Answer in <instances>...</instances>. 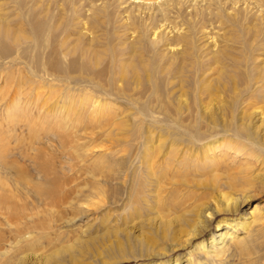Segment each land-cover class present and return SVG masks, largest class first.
<instances>
[{
    "label": "bare ground",
    "instance_id": "obj_1",
    "mask_svg": "<svg viewBox=\"0 0 264 264\" xmlns=\"http://www.w3.org/2000/svg\"><path fill=\"white\" fill-rule=\"evenodd\" d=\"M0 1L1 7L13 5L9 9L15 14L7 19L0 12V103L7 101L4 116L15 121L23 119L26 126H31L36 119L42 121L47 116L60 122L63 113L66 119L71 116V121L80 124L78 119L82 111L76 107L80 106L83 98H104V103L98 98L94 99L92 104L96 111L88 115L85 122L81 120L86 125H83L84 129H88L89 123H92L91 116L113 118L102 127L98 124L91 128L100 130L106 126L104 132L124 130L128 136L139 140L136 149H131V143H128L123 150L126 153L123 160L126 162L122 163L123 170L120 168L124 184L122 189L127 192L132 214L137 212L138 208L132 207L136 204L155 212L148 221L156 226L160 237L169 242L171 248L177 246V249L187 250L184 255L177 254L173 264H232L230 257H234V254H231V246L241 264H264V210L259 208L261 204L254 203L249 213L252 216L250 221L239 225L231 218L237 204L247 194L240 192L237 196L232 191L233 186L238 187L243 180L236 184L238 177L225 175L223 171L218 173V158H212L214 149L223 144L225 138H228L226 147L236 153L245 149L264 154V58L260 61L263 67H260L254 53L256 46L248 45L241 65L236 68H227L229 61L216 54L213 60L210 59L211 65L216 66H201L198 55L194 53H189L193 57L189 64L178 63L180 56L188 53L189 49H196L200 40L215 41L218 33L216 27L222 24L236 26L248 23L253 26L247 36L256 32L261 23L259 17L264 19V0ZM101 18L103 21H100ZM101 22L105 42L103 48L98 50L95 48L98 39L91 34L93 31H89ZM79 24L81 29L77 32L78 36L72 38V27ZM120 30L122 36L129 35L128 42L120 41L121 35L117 33ZM84 32L88 33L86 36L89 38H85ZM126 49L131 50L126 52ZM166 59L168 64L164 62ZM218 63L224 66H217ZM54 96L57 100L55 106L52 111H46L43 106ZM117 100L124 103L120 113L110 106ZM128 106H132L134 112H127L123 116ZM256 109H259L260 124L252 125L251 119ZM132 118L138 119L139 125L125 128L126 122ZM63 122L66 125L68 121ZM259 126L262 127L259 129ZM54 128L63 133L59 139L75 137L60 124L51 130ZM93 129L87 132L90 137L94 135ZM32 139L37 137L32 134ZM101 142L95 146H104ZM181 145L187 150V159L180 160V165L176 166L173 155ZM76 146V150L84 149L81 144L68 142L67 145ZM25 153L26 150L21 155L29 157V153ZM198 153L200 158L197 157ZM33 157L36 158L30 159L37 165L35 169L39 178L44 183H50L49 175L53 169L48 167L46 154L44 159L40 158L42 161H39V151ZM184 165H187V175L200 171L209 173L207 179L197 181L202 185L211 182L208 186L213 188L216 195L213 196V205L204 201L199 205L184 207L183 212L176 215L169 211L177 206L179 208L187 201V196L177 203L169 201L168 198L175 192L170 188V193L167 192L165 181L168 177L174 179L178 174L176 171L182 173ZM24 175H19V178ZM6 178L0 172V214L17 222L26 219L28 212L25 204L15 205L16 201L13 200L17 199L16 194ZM197 181L187 180V186L189 182L200 185ZM29 182L26 179L25 183ZM39 184L33 185V190L44 200L50 198L58 201L57 197H60L64 203H73L67 201V196L63 197L52 189L53 182L43 189ZM100 185L94 180L90 187L77 192L74 204L78 210L84 212L85 208L94 209L107 202H118L116 197L108 199L106 190ZM164 192L169 195L164 196ZM221 212H226L227 216L219 220L216 229L204 238L212 218ZM10 219L6 220L9 222ZM252 222L257 224L255 233L246 231L245 235L237 238L235 232ZM19 223L13 229L19 234L18 237L25 234V225L20 226ZM126 238L129 236L126 235ZM0 240L3 241L1 237ZM126 240L117 238L106 245L109 250L124 248L129 244ZM79 244L83 246V241ZM86 248L92 255L93 250L97 249L92 244ZM168 252V247L166 251L156 252L158 261L154 264H166L164 258ZM6 263L12 264L11 260Z\"/></svg>",
    "mask_w": 264,
    "mask_h": 264
},
{
    "label": "rangeland",
    "instance_id": "obj_2",
    "mask_svg": "<svg viewBox=\"0 0 264 264\" xmlns=\"http://www.w3.org/2000/svg\"><path fill=\"white\" fill-rule=\"evenodd\" d=\"M0 3H2V1H0ZM11 7H13V5L10 4L9 6H0V12L7 19L12 18L14 14V11L9 9ZM259 18L261 20L260 27L256 32L251 33L249 36H247V33L252 29V24L248 25V23H243L242 25L235 26L226 25L225 23V25L222 24L218 28L216 27L218 33L216 34L215 41H212V39L207 41L208 39L205 38L200 40L197 43L196 49H193V51L192 49H189L188 53H184L180 56L178 63L180 65L185 63L189 64L193 60L192 55L189 53H194L195 56L198 55L199 64L208 67L212 63L211 60H213V55L216 54L221 55L222 59L229 61L230 65H228L227 68H236L241 65L243 53H246L248 45H251V47L254 45L257 48L254 50V53H256V56L258 57V64H261L260 67H263L262 62L260 61L264 58V19L262 20L261 17ZM100 21H103L102 18ZM74 22H76V20ZM101 25L102 22L95 26L93 30L89 31H93L91 34L98 39V42L95 44V48L98 50L103 48V43L105 42L103 36L104 27H100ZM78 26L72 27V38L78 36L77 32L81 29L80 24ZM74 27H76L75 30ZM85 33L86 32H84V34ZM117 33L120 36L123 32L120 30L117 31ZM86 35H88V33L84 36L85 38H89V36ZM128 36L129 35H121L120 41H129ZM130 50L131 49H126L125 51L128 52ZM143 52L148 56V53L145 51ZM165 52L168 53V51ZM125 54L132 55V53ZM126 55L123 57H126ZM164 62L168 64L169 61L166 59ZM211 66H216V64H212ZM217 66L224 65L218 63ZM213 75L214 74H212V76ZM44 89L48 91L47 87H44ZM46 90L45 92H47ZM96 98L98 97H94L93 99L88 97L83 98L81 102L82 105L80 104V106L76 107V109L82 111V116L78 119L80 124H76L73 120L71 121V119H73L71 116L66 119L62 113L60 122L55 121V118L52 116H47V118H43L42 121L36 119L34 125L26 126L24 124L26 122H24L23 119L15 121L4 116V109L7 108V101H2V103H0V172L5 174L7 182L13 189V193L16 194L17 199L13 200L16 201L15 205L17 206L20 203L25 204V210L28 212L25 216L26 219L22 218L21 221H18L20 222L19 225L21 224L20 226L23 224L25 225V234H20V237H18L19 234L17 235V233L13 232L15 224L18 222L6 217V215L4 216L0 214V237L3 239V241L0 240V264H9L6 262L10 260L12 264H104L103 262L109 264H154L155 261H158V255L155 256V253L158 251H166L167 247L169 252L164 260H167L166 264H173V258L177 254L184 255L187 253V250L177 249V246L171 248V244L160 237L161 234L158 233L156 226H154V224L151 225L148 221L149 217L154 216L155 212H150L147 209L145 210L139 204H136L132 207L135 206L136 209L138 208L137 212L132 214V208L130 207L127 192L125 189H122L124 188L121 178L124 167L122 163L126 162L123 160V157L126 155L123 150L128 147V143H131V149H136L137 144L139 146V140H135L128 136V134H126L128 132H125L124 130L104 132L107 128L106 126L100 130L97 127L94 129L91 128L98 124L99 127L101 125L103 126L105 122L107 123L113 120V118L109 120L104 117H96L97 115L95 117L91 116L90 120L92 123L90 122L88 129L85 130L84 128L86 125L83 122L86 121L85 119L88 118L91 113L96 111L92 104ZM98 100H100V98H98ZM56 101L57 100L54 96L45 106H43L44 109H46V111H50L51 109L52 111ZM100 101L104 103L105 99L101 97ZM121 102L120 100H117L116 102L111 103L110 106L113 110H116L117 113H120V111L122 112V109H124V103L122 104ZM131 108L128 106L127 111L123 116L128 114L127 112H132L131 114H133L134 109ZM97 111H99V109ZM258 112L259 109H256V113L251 119L252 125L260 124V115ZM20 113H22V110ZM81 120L84 121L82 122ZM123 120H125V118ZM63 121L68 122L64 125ZM126 123L127 126L124 127L129 129L134 125L137 127L140 122H138V119L132 118ZM56 124L65 127V130L75 137H64V139H59V136L63 133L60 134V131L55 130V128L51 130L52 127H56ZM261 127L262 126H259V129ZM92 129L94 131V135H92L93 138L87 133ZM32 134L35 135L37 139L30 140ZM227 140L228 138L223 139V144H220L219 147L214 149L215 154L212 155V158L213 156H215V159L218 158V173L223 171L225 175L231 177L236 176L239 178L236 180L237 183H235L242 184H239L238 187L234 185V190L231 188L232 191L236 192L234 194L239 196L238 193L240 194V192L247 193L237 204L236 210H234L235 213L231 215V218H234L236 222H239V225H241L243 222H248L252 219V216L249 213L252 211L254 203L261 204L259 208L264 210V154L259 155L258 152H249L245 149L236 153L233 149L226 147L225 143ZM101 141H104L105 143ZM68 142L69 144H81L84 149L76 150L78 148L77 146L75 148L67 147ZM99 142L103 143L104 146L96 147L95 145ZM182 146L183 145L179 146L175 156L173 155L175 159L174 164H176V166L180 165V160L186 161L187 159V150L181 148ZM25 150V154L29 153V157L26 156V158H24V154L21 155ZM38 151L41 155L39 159H44L46 154L48 167L53 169L49 175L50 183L53 182L52 189L55 190L56 193L63 195V197L67 196V201L73 203L69 204L66 202V204L60 201V197H57L58 201H53L50 198L44 200L42 197L35 194L33 185L35 186L36 183H40L39 186L42 189L50 187V183H44L39 178L40 175L35 169V166L37 165L34 164L32 159L36 158L33 157V155H36V152ZM197 157L200 158V153L197 154ZM41 159L39 161H42ZM5 162L11 166L8 164L6 165ZM207 165L208 164L206 163V166ZM186 168L187 165H184V169H181L183 171L182 173L176 171L178 174L174 179L168 177L170 180L172 179L171 182L168 178L165 181L168 189L167 192L170 193L172 190L175 192L172 193L173 195H171L170 198H168L169 201L177 203L182 200L183 197L187 196V201L179 208L177 206L169 211L174 212L176 215L183 212L182 208L187 206L192 207L194 204L199 205L204 201H209V203L212 204L214 203L213 196L216 195L213 188L208 186L211 182L202 185L201 182L197 181L207 179L210 175L209 173L205 174L206 171H200L198 174L190 173L187 175ZM240 170L242 171L240 172ZM21 174H26L27 176L24 175L19 178V175ZM118 175H120V177H118ZM26 179L30 180V182L25 183ZM193 179L194 181L196 180L197 183H200V185L196 186L195 182H189L187 186V180L192 181ZM94 180L101 184L100 186L106 190L105 195L108 199L111 200L116 197L119 200L116 203L107 202L108 204H103L101 207L98 206V208L94 209L85 208L86 210L83 209L84 212H82L76 208L74 200L78 197L77 192L79 190L84 191L90 187L91 181ZM239 180L243 181L238 183ZM242 188L243 190L245 188V190L243 191ZM112 189L113 191H111ZM167 192L163 193L164 196L167 195ZM225 213L226 212H221L212 218V223L203 235L204 238L208 237L210 233L216 229L215 225L219 220L227 216ZM6 219H10V223ZM256 226L257 224L255 225L254 222H252L245 225L243 229L239 230V232H235V234L238 238L241 235H245L244 233H246V231L255 233ZM126 235L129 236L128 239L126 238L127 240L125 239ZM117 238L129 241V244H126L124 248L114 247V250L113 248L109 250V246L107 248L108 243ZM79 240L83 241V246L79 244ZM195 243L192 247H194ZM90 244L97 247L95 250L92 249L93 255L92 253H89L86 248H89ZM29 245L31 246L29 247ZM102 247L103 249H101ZM230 249H232L231 254H234V257H230L231 263L241 264L242 261L238 257L236 251L233 250L232 246ZM132 257H136V259H132Z\"/></svg>",
    "mask_w": 264,
    "mask_h": 264
}]
</instances>
